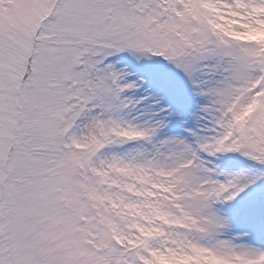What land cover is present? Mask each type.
<instances>
[{
	"label": "snow or ice",
	"instance_id": "1",
	"mask_svg": "<svg viewBox=\"0 0 264 264\" xmlns=\"http://www.w3.org/2000/svg\"><path fill=\"white\" fill-rule=\"evenodd\" d=\"M0 264H264V0H0Z\"/></svg>",
	"mask_w": 264,
	"mask_h": 264
}]
</instances>
